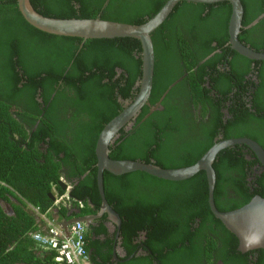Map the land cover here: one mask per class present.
<instances>
[{"label":"trees","instance_id":"1","mask_svg":"<svg viewBox=\"0 0 264 264\" xmlns=\"http://www.w3.org/2000/svg\"><path fill=\"white\" fill-rule=\"evenodd\" d=\"M166 1L30 3L48 17H98L139 24ZM241 3L245 14L247 0ZM17 8L16 0H0V264H57L53 261L55 252L32 238V234L42 232V220L34 209L52 217L49 212L54 201L49 194L53 190L58 196L64 193L58 183L62 178L71 190L68 207L60 205L55 211L56 223L96 212L101 204L96 181V141L100 129L125 106L120 105L118 97L129 102L138 90L141 47L139 40L130 37L82 39L46 33L30 25ZM230 14L228 1H180L152 32L154 72L150 95L130 129H121L120 136L109 145L110 158L139 159L162 168H177L193 164L219 139L248 137L264 148L260 134L255 131L254 136L244 128L248 121L264 128L261 88L244 76L254 63L261 81L264 60L248 59L227 45ZM245 17L238 39L249 44L251 40H243L250 16ZM57 41L66 47L50 49ZM254 41L248 46L264 52V41ZM49 51L51 57L60 54L66 67L71 63L73 70L68 66L66 73L62 70L42 75L41 54ZM226 52L233 55L227 60L230 73L217 68L226 59ZM235 59L243 64L238 70L233 66ZM79 62L85 64L86 70L76 67ZM54 80L57 87L49 92ZM250 86L254 91H249ZM222 109L232 113L231 118L224 120ZM234 124L239 129L232 128ZM254 164L259 165V161L244 144L218 153L213 162V200L219 211L240 207L255 194L264 198V169L247 180ZM138 186L146 190L161 187L160 197L170 210H162L157 219L175 221L178 227L162 236L159 230L145 229V253L136 255L132 236L152 218L142 212L152 201L148 197H156L144 195L139 203L142 209H136L132 197ZM103 189L107 202L122 217L119 245L124 254L112 260L113 237L106 234L103 224L90 226L85 234L89 264H200L203 259V264H215L216 259L224 264H249V253L235 250L236 237L209 209L204 171L179 181L143 171L122 175L103 171ZM256 252L257 259L251 264H264V249Z\"/></svg>","mask_w":264,"mask_h":264},{"label":"water","instance_id":"2","mask_svg":"<svg viewBox=\"0 0 264 264\" xmlns=\"http://www.w3.org/2000/svg\"><path fill=\"white\" fill-rule=\"evenodd\" d=\"M17 9L23 18L33 27L50 34L60 36L79 37L82 39H112V38H135L140 42L141 76L138 81V90L132 100L127 102L122 110L110 119L98 135L95 145L96 155V181L101 198L100 208L106 212L110 219L116 222L117 229H120L121 217L107 202L103 189V171L114 175H122L133 171H143L154 177L179 181L192 177L199 171H204L207 179V202L209 209L221 221L228 231L238 238V250L244 252L249 249H264V198L255 194L251 199L240 207L227 211H219L213 200V190L216 181L213 162L218 153L225 148L244 144L251 149L259 161L260 170L264 169V148L255 140L248 137H236L216 140L193 164L177 167L162 168L153 163H146L140 160L112 159L109 157V145L119 135L121 129L131 125L144 104H146L151 87L154 72V51L151 39L152 32L158 28L170 15L175 5L180 1L194 3H216L228 1L231 5V14L228 22L229 42L239 54L252 60H264V52H258L249 46L243 45L238 40L239 31L243 18V5L241 0H167L161 8L150 18L139 24H131L101 18H55L40 14L30 3V0H16ZM58 183L65 191L69 184L62 178ZM71 190V185L68 188ZM54 201L55 196L50 192ZM102 214V213H100ZM99 214V215H100ZM97 216V215H96ZM95 218L94 215L72 217L59 222V226L65 234H68V226L81 221L88 225ZM114 246L113 259L117 257Z\"/></svg>","mask_w":264,"mask_h":264},{"label":"flooded vegetation","instance_id":"3","mask_svg":"<svg viewBox=\"0 0 264 264\" xmlns=\"http://www.w3.org/2000/svg\"><path fill=\"white\" fill-rule=\"evenodd\" d=\"M258 2H259V0H247V5H246V8H245V14L243 13V17H244V15L246 16L245 18H247V16H250L249 19H248L249 21L247 22V24H246V26L244 28L246 30L243 32V35H244V37H243L244 39L243 40H245V39L246 40H251L249 42V44L254 43L255 42L254 39H259V40L264 41V0H262V2H261L262 4L261 3L258 4ZM6 14H7V16H10L11 13L9 11H6ZM240 33H241V31H239V34ZM38 42H40V44H41V39ZM240 42L243 45H247V46L249 45V44H244V42H242V41H240ZM213 44L215 45V43H213ZM227 45L230 46L231 50H235V49H233L232 44L229 42V37H228ZM63 47H66V44L62 43L61 41H57L56 44H53V45L51 44L50 49H58V50H60ZM224 47H226V45ZM217 51L220 52V50H217ZM50 55H52V53L50 51L47 52V53L41 54V59H40L41 67L39 69L40 73L42 75H46V74H49L51 71H62V70H64L63 73H66V68H68V66H70L71 63H69V65H67V67H66L67 63L65 62V60L63 58H60V54H58V55H56L54 57H51ZM232 57H233V55H231L230 53L226 52V59L223 61V64L220 65V67L218 66L217 68L220 71H225V69H227L228 73H230L231 70L227 66V60L228 59L231 60ZM46 60H47V62H46ZM73 64H74V66L76 65L75 62H73ZM253 64L254 63H251V66H250L251 67V71L247 70V73L244 76H245V79H247V80L251 79L253 81V83L257 85V87L261 88L259 96L262 99V98H264V77L261 79V81L258 79V72L255 69H253ZM72 66L73 65L70 66V68H69L70 70H73ZM233 66L235 67L236 70H238L239 68H241L243 66V64H242L241 61L235 59L234 63H233ZM76 67H78L79 69H83V70H86V68H87V67L85 68V64H83L81 62H79ZM115 71L118 72V73L120 72V70H118V69H116ZM262 74L264 75V71L262 72ZM55 81L56 80H54L51 85L49 84V86H50L48 88L49 92H50V88H51V91H52L53 87H57V85H56L57 82L55 83ZM58 82H61V81H58ZM249 88H250L249 91H252V90L254 91V86H250ZM38 96H39V94H37V97ZM248 99H250V96H249ZM117 101L120 103V105L127 103V101L124 102L121 99V97H118ZM226 104L229 106L230 101H227ZM248 106L250 107L251 104H248ZM151 110H153V108H151ZM222 111L224 113V116H223L224 120H226V118H229V117L231 118V114L232 113L229 114L227 109H222ZM131 126H132V124L129 125L128 127H126V129H124V130L128 131ZM232 128H238L237 124H234V126ZM244 128L246 130H249V131L251 130V132H252V134L254 136H256L254 134L255 131H257L258 135L260 134L259 136L262 137V140L264 141V132L263 131L261 132V130H264V128L259 126L258 123L252 122V121H248L247 124L244 126ZM119 136L120 135H118L116 138H118ZM219 137L221 138L220 134H219ZM149 163H153V162H149ZM259 170H260V167L258 166V164H254L252 166V176L250 175L249 178L247 177V180H251L255 173L259 174V173H261L263 171V170H261V171H259ZM247 174H250V171H248ZM77 181L78 180H76V179L74 180V182H76V183H77ZM139 187L140 186H138L137 188H135L133 190V197H132V200H135L134 203H137L136 204V209H142L140 207L139 203H140V200L142 199V197L144 195L156 196L157 198L156 197H148L152 201H150V203H149L150 205H149L147 211H144L142 213L149 214L152 218L145 224L146 228L144 227L143 230H140L138 233H136L134 236H132V242L137 245V247H136V255L145 253L144 240L146 238V232H147L145 229H149V230L156 229V230H159L160 236H162L168 230L175 229L176 227H178V224L175 221L160 222L157 219V216L159 215V213L162 210L167 209V208L170 210L169 206L165 205L167 203V201L166 200H162L161 197H160L161 192H159V191H160L161 187H153L151 190H146L145 187L143 188V186L140 187V189H138ZM153 203H161V204L159 206H155ZM95 210H96V212L94 214H90V215H94L95 218L88 225H85V223H84L85 227L88 228V227L91 226V227H96L97 228L100 224L101 225L103 224L107 228V233L106 234L108 236H110V237H113V249H114V246H115L117 254H118L117 257L120 259V257L123 256V254H124V251L122 250V248L119 245V239H120L119 230L120 229L119 230L117 229L116 222L113 219H110L106 212H102L101 211L100 205ZM100 213H102V214H100ZM82 216H84V215H82ZM196 221H198V218H196ZM121 222H122V217H121ZM228 232H230V231H228ZM100 236L102 238L104 237V235H101V234H100ZM236 239H237L236 248H238V243L239 242H238V238L237 237H236ZM236 248H235V250H237L238 252H240L242 254L243 253H249L248 257H247V259L249 261V264H251V263L256 261L257 256H258V254L256 252L257 249H263V248L249 249V250H246V251L242 252V251H240V250H238ZM112 254H113V251H112ZM111 258H112V256H111ZM127 258L128 259L131 258V255H129ZM112 260H117V259H113L112 258ZM203 260H201L199 263L203 264L202 263ZM214 263L215 264H224L222 262V260H220V259H216ZM183 264H194V263H190L188 261V263H183ZM227 264H233V263H227Z\"/></svg>","mask_w":264,"mask_h":264},{"label":"built area","instance_id":"4","mask_svg":"<svg viewBox=\"0 0 264 264\" xmlns=\"http://www.w3.org/2000/svg\"><path fill=\"white\" fill-rule=\"evenodd\" d=\"M63 194L56 195L54 202L69 199V188ZM55 196V195H54ZM81 206V204H80ZM38 212L37 209H34ZM43 216V215H41ZM46 232L34 233L32 238L43 248L55 252L53 261L57 264H88L85 250L86 227L83 222L75 221L68 226V234L54 219H46Z\"/></svg>","mask_w":264,"mask_h":264},{"label":"crops","instance_id":"5","mask_svg":"<svg viewBox=\"0 0 264 264\" xmlns=\"http://www.w3.org/2000/svg\"><path fill=\"white\" fill-rule=\"evenodd\" d=\"M53 195H55V198H56V193H55V191L53 190ZM60 205H63V206H66V207H68V205H69V201L67 200V199H64V200H62V202L60 203V202H53V207H52V209H50V215L52 214V217L51 218H49L46 214H44V213H39V212H36V214L39 216V218L42 220V226H40V231H42L41 233H44L45 231H46V225H47V223H46V219H54L55 221L57 220L56 219V209L57 208H59L60 207ZM41 215H43V216H41ZM57 224H59V223H57ZM89 264V263H88Z\"/></svg>","mask_w":264,"mask_h":264},{"label":"clouds","instance_id":"6","mask_svg":"<svg viewBox=\"0 0 264 264\" xmlns=\"http://www.w3.org/2000/svg\"><path fill=\"white\" fill-rule=\"evenodd\" d=\"M68 184V183H67ZM70 186V185H69Z\"/></svg>","mask_w":264,"mask_h":264}]
</instances>
